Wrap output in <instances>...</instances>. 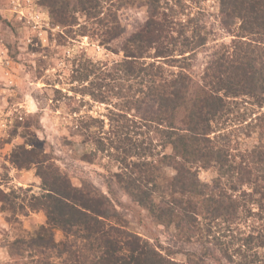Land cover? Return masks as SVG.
Instances as JSON below:
<instances>
[{"label": "trees", "instance_id": "trees-1", "mask_svg": "<svg viewBox=\"0 0 264 264\" xmlns=\"http://www.w3.org/2000/svg\"><path fill=\"white\" fill-rule=\"evenodd\" d=\"M142 1L149 8L148 18L122 42L124 58L108 75L127 82L123 85L130 91L138 85L140 93L129 97L128 107L114 111L115 117H110L111 125L116 122V138L110 137L107 145L102 135L90 137L98 147H114L119 152L114 156L124 167L113 176L121 188L148 209L158 223L174 225L187 242H200V264H210L205 259L208 256L213 258L212 264H231L230 248L235 245L234 252L247 257L239 264H264V256L258 251L264 248V143L235 152L236 147H227L213 136L233 99L264 107V0H219L221 19L227 24L237 20L234 27H228L235 38L213 54L198 82L190 71V62L208 42L211 31L203 33L205 26L194 22V17L182 21L183 13L174 11L165 0ZM129 3L46 0L60 24H72L68 22L70 9L95 18V34L109 49L123 34L118 11ZM104 8L108 12L102 17ZM90 94L104 100L101 92ZM132 108L141 121L155 124L160 142L157 146L172 149L157 152V164L148 157L128 162L133 153L122 149L125 141L137 147L133 137L119 132L131 126L130 121L141 127L128 115ZM245 116L241 115L240 122L247 120ZM258 119L264 122V113ZM17 154L26 162L15 159L18 167L39 163L35 149L23 147ZM168 167L175 171L171 178L165 174ZM209 167L216 168L218 175L212 182H203L198 171ZM41 174L43 192L25 198L27 204H17L14 196L12 199L10 193L0 190V201L9 205L5 210L15 213L26 207L43 210L47 217L35 234L18 236L8 243L13 258H30L24 264H196L191 257L186 262L168 257L114 221L113 199L96 184L76 185L69 175L54 169ZM248 221L249 230L237 237L235 230ZM57 230L64 235L61 240L56 239Z\"/></svg>", "mask_w": 264, "mask_h": 264}, {"label": "rangeland", "instance_id": "rangeland-1", "mask_svg": "<svg viewBox=\"0 0 264 264\" xmlns=\"http://www.w3.org/2000/svg\"><path fill=\"white\" fill-rule=\"evenodd\" d=\"M33 1L37 9L32 10L33 13L26 12L24 23L18 19L6 26L9 34L14 32L18 36H9L4 41L8 53L5 59L10 58L14 63L6 64L10 72H0V190L10 193L12 199L14 196L17 204H27L25 198L43 192L41 172L50 169L69 175L76 185L94 183L113 199L116 209L114 221H119L126 229L139 234L176 261L186 262L191 257L194 263H203L200 242H187L174 225L158 223L148 209L121 188L113 176L124 167L114 156L117 150L114 147H98L90 137L102 135L107 145L110 137L116 138V122L111 125L110 117H115L114 111L120 112L125 108L129 97L140 93L138 85L130 91L127 85H123L127 82L113 80L108 75L124 58L122 42L144 24L149 8L142 0H130L131 3L118 11L123 34L111 43L109 49L95 34V18L70 9L68 22L72 24L63 25L51 15L46 0ZM165 1L174 11L183 13L180 14L182 21L188 22L194 17V22L205 26L203 33L211 31L208 42L192 55L190 62V71L198 82L213 54L220 51L222 44L228 45L235 38L228 27H234L237 20L227 24L221 19L219 0ZM107 12L108 8H104L100 16H107ZM34 13L40 16L35 17ZM25 21L27 30L24 28ZM20 26H23L22 34L18 29ZM97 84H100L99 87ZM91 91L101 92L104 100L94 98ZM229 109L228 115L217 124L218 130L213 133L216 140L227 147H236L235 152L251 150L263 144L264 122L258 118L263 115L264 107L233 99ZM243 113L247 120L240 122ZM138 114L134 108L128 113L132 120H138L141 127L130 121L131 126L119 131L123 133L121 136L133 137L137 147L125 141L126 147L122 149L133 153L131 157L129 154L128 162L148 157L157 164V152H170L172 149L170 146H157L160 142L155 124L141 121ZM92 117L98 120L92 121ZM85 123L88 124L86 127ZM23 147L35 149L39 163L18 167L15 159L26 164L17 154ZM165 172L169 178L175 174L171 167ZM198 174L203 182H212L218 172L216 168L209 167L200 168ZM4 206L9 207L6 202L0 201V264H24L30 258H13L8 243L18 236L35 234L46 224V214L43 210L32 211L26 207L13 213L5 210ZM245 224L240 226L241 230L240 227L235 230L237 237L249 230L247 224L251 222ZM254 224L258 226L259 223L255 221ZM63 236L62 231H56L57 240ZM234 247L230 248L233 255L231 264L243 263L247 257L234 252ZM258 251L264 256V248ZM194 252L196 256L191 255ZM248 253L251 255L252 250ZM205 259L210 264L214 262L211 256Z\"/></svg>", "mask_w": 264, "mask_h": 264}, {"label": "crops", "instance_id": "crops-1", "mask_svg": "<svg viewBox=\"0 0 264 264\" xmlns=\"http://www.w3.org/2000/svg\"><path fill=\"white\" fill-rule=\"evenodd\" d=\"M33 0H0V72L7 70V63L13 64L14 61L9 59H5L7 53L6 44L4 41L9 38L17 37L16 34L14 35V32H11L12 34L8 33V29L6 26L10 24V21L14 20L17 21L18 19L21 20L24 23V15L27 14L26 12L37 9V4L33 3ZM37 1L35 0V3ZM35 17L40 16L39 13H34ZM28 18V17H26ZM26 26L24 28L27 30V21H25ZM23 26H20L19 32L22 34V28ZM24 30V32L26 31ZM10 32V31H9ZM23 32V33H24ZM40 32V30H39ZM5 59V61H3ZM7 61V62H6Z\"/></svg>", "mask_w": 264, "mask_h": 264}, {"label": "built area", "instance_id": "built-area-1", "mask_svg": "<svg viewBox=\"0 0 264 264\" xmlns=\"http://www.w3.org/2000/svg\"><path fill=\"white\" fill-rule=\"evenodd\" d=\"M38 17V16H37Z\"/></svg>", "mask_w": 264, "mask_h": 264}]
</instances>
